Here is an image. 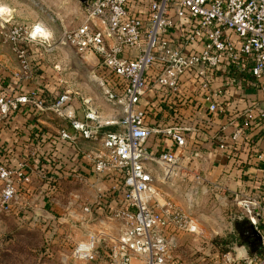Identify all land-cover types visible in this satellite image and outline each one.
Masks as SVG:
<instances>
[{
  "label": "built area",
  "instance_id": "obj_1",
  "mask_svg": "<svg viewBox=\"0 0 264 264\" xmlns=\"http://www.w3.org/2000/svg\"><path fill=\"white\" fill-rule=\"evenodd\" d=\"M85 1L81 23L62 30L58 43L93 65L88 78L119 112L106 122L118 130L100 134L97 111L86 102L79 120L66 91L47 104L30 87L35 77L25 47L42 46L51 35L38 25L0 17V36L18 64L11 77L29 86L18 94L0 87V117H29L23 114L29 111L37 124L42 112H55L69 127L44 129L75 153L61 164L50 161L39 151L44 132L29 131L33 153L12 164L0 161V211L20 207L33 174L74 180L95 188L93 203L109 213L96 223L112 233L89 230L71 252L74 264L101 258L106 240L105 264H174L179 236L196 233L197 226L165 188L184 187L189 205L209 195L219 202L233 196L261 236L251 264H264V231L256 226L263 196L208 178L199 141L214 145L226 160L246 147L255 154V171L264 172L257 147L264 137V0ZM163 138L174 147L153 149L151 143ZM80 139L95 147L81 148ZM82 211L91 213L89 206Z\"/></svg>",
  "mask_w": 264,
  "mask_h": 264
},
{
  "label": "rangeland",
  "instance_id": "obj_2",
  "mask_svg": "<svg viewBox=\"0 0 264 264\" xmlns=\"http://www.w3.org/2000/svg\"><path fill=\"white\" fill-rule=\"evenodd\" d=\"M24 1L39 12L43 23L39 27L46 29L43 31L44 35L47 32L51 35L49 41L42 46L25 47L32 68L35 62H39L38 66H43L46 72L44 81L49 86L53 84L57 87L54 89L56 94L66 91L71 95L75 115L79 120L83 118L84 102L92 103L98 110L97 115H117L115 110L104 103L96 84L88 78L93 65L76 54L71 47L58 43V36L64 28L59 26L53 8L45 0ZM0 17H3L1 10ZM16 22L21 23L10 20L9 24ZM1 40L11 51L9 44L2 38ZM57 64L59 69L55 68ZM57 95H53L51 103ZM47 112L48 116L59 120L58 129L68 126L63 117L52 111ZM99 120L102 121L101 118ZM86 145L89 149L95 147L92 141ZM47 175L45 174L46 177ZM43 176H31L27 186L29 191L23 195L20 207L0 211V264H74L71 252L89 230L103 229V232L111 233L107 227H100L96 223V217L109 213L106 212L108 208L101 212L96 208V203H93L97 195L95 188L67 178L53 181ZM165 190L175 199L176 205L194 219L197 226L196 233L185 232L179 236L174 264H251V256L254 251L259 250L258 241H255L254 250L250 249L249 252L252 253L248 259L237 257L235 249L241 248L236 233H250L254 226L244 217L233 196H227L224 202H219L209 195L198 203L189 205L183 198L184 187L176 186ZM84 206H89L91 213L85 214L82 211ZM109 224L117 227V221ZM256 226L264 231V213ZM106 242L108 240L101 241V258L88 264H105L104 256L108 251Z\"/></svg>",
  "mask_w": 264,
  "mask_h": 264
},
{
  "label": "crops",
  "instance_id": "obj_3",
  "mask_svg": "<svg viewBox=\"0 0 264 264\" xmlns=\"http://www.w3.org/2000/svg\"><path fill=\"white\" fill-rule=\"evenodd\" d=\"M45 1L49 7H52L56 12V19L59 26L64 28L63 30L76 28L81 23L84 14V7L86 5L80 0ZM0 10L3 14L2 18L5 19L21 21L22 23L30 26H39L43 24L39 12L24 0H0ZM34 46L35 45H30L29 48ZM38 63L39 62H35V65L33 66L35 78L33 85L30 87L38 89L43 93L46 101L51 102L53 95H57L54 91L57 87L53 86V84L49 86L44 81L46 72L43 66L40 64L38 66ZM55 66L56 69L60 68L58 64ZM17 67V61L8 46L2 43L0 36V77L10 76L17 70ZM3 82H5L8 85V88L16 94L26 92L29 88V86L19 84L10 78H4ZM88 104L94 107L92 103ZM112 109L115 110L117 115L106 113L102 116L97 115L98 120H94V123L102 124L100 134L116 132L118 130L116 125L106 124L107 121H111L119 116V112L114 108ZM96 111L98 114V110ZM44 113L42 112L40 117L37 119L38 123H40L43 128L56 132L59 126V120L53 116H48V112H46V114ZM99 118H101L102 121L99 120ZM34 125L35 123L31 122V119L25 116L8 115L6 117H0V161L8 158L12 164L24 160V158L30 155L29 152L33 153L34 149L28 146V138L30 137L29 128H32ZM67 127H69V125ZM199 141L202 144V152L207 155V159L203 162L202 167L203 173L208 178L225 184L231 190L237 188L239 189V187H241V189L244 188L249 192H253L255 190L263 195L264 204V172L257 173L255 171V165L257 164L254 158L255 154L252 150H247L246 147H241V149L234 151L231 154L229 160H226L223 154L214 148V145L203 144L201 140ZM86 142L87 140L80 139L78 144L81 148L89 149ZM151 146L156 150L174 147L168 138H163L158 141V143H151ZM257 147L264 154V137L258 139ZM208 150L211 152L209 153ZM261 166L263 167L264 164H261ZM92 180L93 179H90L91 182ZM240 182L242 183V186H240ZM106 185L108 186L107 182ZM100 186L103 188L102 184ZM172 200L175 202L173 197Z\"/></svg>",
  "mask_w": 264,
  "mask_h": 264
},
{
  "label": "trees",
  "instance_id": "obj_4",
  "mask_svg": "<svg viewBox=\"0 0 264 264\" xmlns=\"http://www.w3.org/2000/svg\"><path fill=\"white\" fill-rule=\"evenodd\" d=\"M0 78H1L0 79L1 86L5 88L8 87V85L5 82H3V80L4 78L12 79L11 75L3 76ZM23 114L29 116V118L31 119V122H34L35 117H34L33 112L31 113L28 111V112H24ZM36 126L37 127L33 126L32 128H29V130L32 131L36 128V130H34L33 132H36V133H41V131L44 132V135H45L44 140H42V143H39V151L44 156H46L50 161H52V159H56V161L59 162L60 164L63 163L67 159L70 160L74 158L75 153L71 150L68 144L61 142V141L57 143L53 142L51 140L52 139L51 134L46 133V130L42 128L41 126H39L38 124H36ZM79 170L83 171L80 167H79ZM258 253H259V250H256L253 253V255L258 254Z\"/></svg>",
  "mask_w": 264,
  "mask_h": 264
},
{
  "label": "flooded vegetation",
  "instance_id": "obj_5",
  "mask_svg": "<svg viewBox=\"0 0 264 264\" xmlns=\"http://www.w3.org/2000/svg\"><path fill=\"white\" fill-rule=\"evenodd\" d=\"M236 236H239L237 237L238 239L237 242H239L238 244H240L239 247L241 248V250H244L242 248H246L248 251H251L250 249H253L254 245L256 244L255 243L256 240L252 238L251 236H249V232H246L245 234H243V232L238 231V235L236 233Z\"/></svg>",
  "mask_w": 264,
  "mask_h": 264
},
{
  "label": "water",
  "instance_id": "obj_6",
  "mask_svg": "<svg viewBox=\"0 0 264 264\" xmlns=\"http://www.w3.org/2000/svg\"><path fill=\"white\" fill-rule=\"evenodd\" d=\"M80 1L86 5V1L85 0H80ZM251 228H252V231L249 233V236H251L256 241H258V245L260 247L261 236L259 235V233L253 227H251ZM242 249H244V250L242 251V250H239V249H235V251L237 252V257L242 258V259H248L249 255L252 252H249L246 248H242Z\"/></svg>",
  "mask_w": 264,
  "mask_h": 264
},
{
  "label": "bare ground",
  "instance_id": "obj_7",
  "mask_svg": "<svg viewBox=\"0 0 264 264\" xmlns=\"http://www.w3.org/2000/svg\"><path fill=\"white\" fill-rule=\"evenodd\" d=\"M90 99H88V101H89ZM255 221V220H254Z\"/></svg>",
  "mask_w": 264,
  "mask_h": 264
}]
</instances>
